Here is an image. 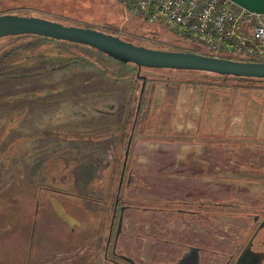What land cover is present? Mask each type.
Segmentation results:
<instances>
[{"label": "rangeland", "instance_id": "obj_1", "mask_svg": "<svg viewBox=\"0 0 264 264\" xmlns=\"http://www.w3.org/2000/svg\"><path fill=\"white\" fill-rule=\"evenodd\" d=\"M16 6L29 8L15 10L16 14L95 28L152 49L198 51L195 43L178 37L163 23L128 12L122 0L0 1V10ZM25 35L0 38V54L33 40ZM49 45L58 47L53 52L63 50L77 62L58 64L28 81L16 79L8 87L17 93L31 85L63 81L59 88H64L65 82L77 83L80 78L84 86L79 84L71 99L62 96L46 104L25 100L18 108L0 107V123L8 128L7 145L0 144V264H116L107 260L106 250L113 233L111 251L115 252L122 211L117 251L136 263L163 264L165 260L160 259H166L171 246L153 239L157 226L163 228L170 214L130 208L124 212L136 193L140 201L155 194L130 181L131 171L149 185L163 178L167 182L160 186L167 195V185L174 181L164 175L179 158L204 155L206 173L217 170L225 177L232 173L236 180L249 168L264 167V82L249 86L203 71L168 78L165 71L141 68L137 75L131 62H120L90 47ZM36 52L30 50L31 55ZM79 71L86 74L79 76ZM92 71L105 74L93 79ZM25 104L30 107H22ZM125 112L131 114L126 130ZM105 127L110 135H100ZM157 168L164 174L155 175ZM214 179L211 175L207 181L215 183ZM191 181L198 184L201 179ZM229 183L233 182L223 181L221 191L230 189L224 186ZM149 205L138 202L143 209ZM137 215L142 219H133ZM217 219L222 224L207 225L216 237L228 221L233 226L245 224L225 215ZM203 229L191 224L190 238L202 237ZM131 232L142 233L143 238H131Z\"/></svg>", "mask_w": 264, "mask_h": 264}, {"label": "flooded vegetation", "instance_id": "obj_2", "mask_svg": "<svg viewBox=\"0 0 264 264\" xmlns=\"http://www.w3.org/2000/svg\"><path fill=\"white\" fill-rule=\"evenodd\" d=\"M27 9L29 10L25 6L3 8L0 10V14ZM184 159L186 158H179L174 161L172 163L174 168L165 172L164 176H168L167 178L174 181L172 185L171 183L167 185V195L162 194V192L165 194L166 191L160 186V184L163 185L162 182L165 184L167 182H164L163 178H161L162 181L157 179V182L149 185L142 178L138 179V174L135 175V172L131 171V177H133L130 178V181L132 180L135 185L146 186L147 190H150L149 192L155 194L150 193L152 196L150 200L140 201L136 193V198L130 199V203L127 204L124 212L130 208L137 212L138 209H142L154 212L163 211L170 214L166 217L163 228L157 226L158 231L153 239L154 242H163L171 246L166 259L165 257L160 259L165 260L161 263L173 264L182 258L183 264H264V167L249 168L247 173H240L244 177L236 180L231 177L233 176L232 173H229L228 177L222 176L221 172L217 170L214 173H206L207 161L204 155L188 158L185 161ZM181 165L185 167H180ZM121 171H123V167ZM125 171L126 168L123 176H125ZM163 172V169L157 168L153 173L158 176L164 174ZM237 174L238 172L234 173V175ZM211 175L215 177L213 180L215 183H208L207 178ZM195 177H200L201 182L198 184L191 183ZM175 179L179 181V184L178 182L175 183ZM229 180L233 183L224 184V186H227L225 188L230 187V189L221 191L222 182ZM180 184L183 185V188L179 187ZM164 196H166L165 199H159ZM117 198H119V191ZM138 202L149 203V208L143 209L141 208L142 205L138 207ZM119 203L117 200V209ZM116 215L117 210L114 219H116ZM223 215L241 219V221H245V224L233 226V223L228 221L226 228H220V230L216 228L218 230L216 235H220L219 237L212 236L207 230V225L222 224L217 218ZM133 219L139 221L142 217L137 215ZM191 224L204 226L202 237L190 238ZM160 234L163 235L162 238ZM208 234L212 237L208 238ZM133 236L143 238L142 233L131 232V238ZM112 237L113 233L106 250L107 260L116 264H131L120 257L122 254L117 251L118 240L116 241L115 252L112 253ZM133 264L140 263L134 262Z\"/></svg>", "mask_w": 264, "mask_h": 264}, {"label": "built area", "instance_id": "obj_3", "mask_svg": "<svg viewBox=\"0 0 264 264\" xmlns=\"http://www.w3.org/2000/svg\"><path fill=\"white\" fill-rule=\"evenodd\" d=\"M128 12L159 21L199 53L264 62V13L232 0H122Z\"/></svg>", "mask_w": 264, "mask_h": 264}, {"label": "water", "instance_id": "obj_4", "mask_svg": "<svg viewBox=\"0 0 264 264\" xmlns=\"http://www.w3.org/2000/svg\"><path fill=\"white\" fill-rule=\"evenodd\" d=\"M34 34L58 40L88 45L123 63H133L137 66V75L141 67L170 68L197 70L221 75L264 78V62L233 60L224 57H214L203 53L187 50L152 49L137 45L121 38L91 27L65 25L37 16L16 13L0 14V38L5 36ZM144 79V77H143ZM143 87V84H142ZM131 137L125 151L123 173L126 168ZM121 188V187H119ZM123 211L120 215L116 241L122 231ZM120 257L133 264L134 260L126 255ZM173 264H183L181 258ZM237 264V263H236Z\"/></svg>", "mask_w": 264, "mask_h": 264}, {"label": "trees", "instance_id": "obj_5", "mask_svg": "<svg viewBox=\"0 0 264 264\" xmlns=\"http://www.w3.org/2000/svg\"><path fill=\"white\" fill-rule=\"evenodd\" d=\"M21 36L22 35H14L11 37L19 38ZM25 36H31L33 40H30L29 42H25L19 45L11 46L10 48L6 49L5 51H3V53L0 54V107L3 106L8 107L12 104V108L13 107L18 108L21 104L25 103V100H27L28 102L30 101L39 104H46V103L57 102L62 98V96H66L65 97L66 99L73 98L72 95L74 94L77 86L79 84H81L80 86L82 88L84 86L83 85L84 81L82 80V78H80V80L77 83H72V80H70L69 83L65 82L66 86L64 88H59L60 86L63 87L62 86L63 81H61L59 83L51 84V85H47V84L31 85L30 87L20 89L17 93H15L16 91L10 89V87H8V84L14 82L16 79L18 80L27 79L28 81V79H31L32 77L50 72V70H52L50 68L57 66L58 64L77 62L76 57H71L63 50L59 49L56 50V52H53V50L58 49V47L55 46L52 47L49 45V43H53V45L55 42H59L62 45L64 43H68L71 46H81L87 48H89L90 46L80 43L70 42L66 40H58L41 35L26 34ZM52 48L54 49L52 50ZM90 48L97 51L98 53H101L95 48L92 47ZM34 49H37V52L35 53V55L34 54L31 55L30 50H34ZM168 50H179V49L169 48ZM17 56H20V58L17 59L16 58ZM131 65H132V71L137 70V66L135 64L131 63ZM141 68H147L149 70L165 71L167 72L168 78H170V75L177 73L179 74V73H186V72L189 73V72L197 71V70L170 69V68H152V67H141ZM77 73L78 71H76L75 75ZM85 74L86 73L81 72L79 76ZM101 74H105V72ZM101 74H97V75H101ZM97 75L93 71L89 73V77L90 78L93 77V79ZM217 75L218 77L221 78L222 81L223 80L225 81L227 78H233L238 83L243 82L244 84H248L249 86H251L254 83L264 82V78L221 75V74H217ZM22 107H30V105L25 104ZM19 111L22 112L21 110ZM130 120H131L130 112H125V115H123V122H122L124 124L123 127L124 130H126L127 124L130 123ZM116 128L121 129V126L117 125ZM7 130L8 128H6L5 126L2 128V125L0 123V144L4 146L7 145L6 142L4 141V136H6L5 133L7 132ZM108 130L109 128L105 127L100 135L103 134L108 135L109 133ZM110 134L111 133H109V135Z\"/></svg>", "mask_w": 264, "mask_h": 264}, {"label": "crops", "instance_id": "obj_6", "mask_svg": "<svg viewBox=\"0 0 264 264\" xmlns=\"http://www.w3.org/2000/svg\"><path fill=\"white\" fill-rule=\"evenodd\" d=\"M236 7H245L252 11L264 13V0H232Z\"/></svg>", "mask_w": 264, "mask_h": 264}]
</instances>
